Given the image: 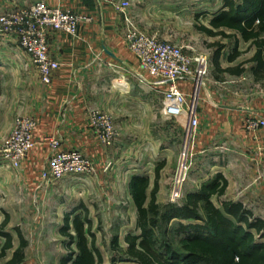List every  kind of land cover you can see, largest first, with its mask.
<instances>
[{
	"label": "rangeland",
	"instance_id": "374dc122",
	"mask_svg": "<svg viewBox=\"0 0 264 264\" xmlns=\"http://www.w3.org/2000/svg\"><path fill=\"white\" fill-rule=\"evenodd\" d=\"M127 1L130 4L128 9L132 12L131 19L142 31L182 47L189 57H206L207 73L198 87L197 95L190 84L183 86L186 87L188 104L193 105L198 112V127L191 136L187 135L182 117L163 113L159 92H147V110H144L135 96V87L131 86L128 90L127 87L117 86L114 107L107 108L106 98L92 100L90 107L110 116L117 131L115 141L109 146L97 141L89 127L87 112L86 129L92 133V140L84 142L83 146L65 149L82 152L91 162L90 173L69 175L45 186L40 180V172L45 164L40 165L38 173L28 174L22 165L26 159L18 167H13L0 153V222L4 211L10 216L6 230L12 235L15 246L19 241L16 229L27 241L26 258L22 264H60L62 258L75 252L74 243H70L68 236L60 232L66 224L64 218L68 216L67 233L74 235L72 219L75 215L90 221L103 264H111L113 258H124L119 248H126V234H139L135 227L136 210L129 180L132 176L147 177L150 180L149 194L153 187L155 167L161 163L163 167L159 174L157 193V203L161 209L168 205H181L187 193L199 189L203 183L214 181L218 174H222L227 186L219 199L211 197L213 204L220 208V200L240 201L251 212V218L264 220V162L242 157L237 140L227 138L219 129L216 134H209V123L203 119L206 116L202 118L199 115L211 93L216 95L217 101H235L234 97L228 98L227 102L220 98L227 89L235 91V83L231 81L236 80V77L215 69L212 58L217 44L224 45L219 58L223 66L228 65L224 58L233 52L235 46L242 55L233 64L240 60L246 61L251 55L252 46L242 42L236 45L233 37H210L197 30V25L208 24L209 16L220 9L223 0ZM141 9L149 13L147 18L139 19ZM203 9L207 10L204 15L201 13ZM194 10L200 12L195 18ZM3 38L5 69H17L30 57L19 44L11 42L14 36L6 34ZM13 55L14 59L11 57ZM15 55L19 57L16 59ZM120 76H126L131 85L136 84L133 80L139 78L128 77L125 70L118 67L117 77ZM247 78L246 82L250 86L252 78ZM12 79V75L5 74L4 99L0 106V151L13 129L14 120L22 116H19L18 110L28 107L26 103H20L21 108H18L13 101L16 96L26 97L27 90L26 86L16 89ZM261 85H264V81ZM208 91L211 93L207 94ZM180 167L183 170L181 197L173 200ZM179 221L173 219L169 222V232L165 236L176 249H179V244L174 229ZM114 238H117L118 249L112 245ZM5 260L7 258L2 262Z\"/></svg>",
	"mask_w": 264,
	"mask_h": 264
},
{
	"label": "crops",
	"instance_id": "0c3cea01",
	"mask_svg": "<svg viewBox=\"0 0 264 264\" xmlns=\"http://www.w3.org/2000/svg\"><path fill=\"white\" fill-rule=\"evenodd\" d=\"M36 1H44L50 7L71 9L90 17L91 21L79 26L77 36L52 30L48 33L50 55L60 63L50 84L41 82L39 73L30 58L24 60V63H21L17 69L6 70V58L3 53L5 34H0V106L5 92L4 76L10 74L13 77L12 85L16 89L19 86H26L27 90L26 97L13 98L18 108L20 103H26L28 106L27 109L18 110L19 116L33 118L37 124L33 134L35 148L22 163L23 170L28 174L38 173L40 165L46 164L51 151L50 138L60 140L62 149L83 146L84 142L92 140V133L86 129V115L92 107V100L106 98L107 108L114 107L116 87L124 86L129 90L132 86L135 87V96L140 101L141 107L147 110V92L152 90L158 93L154 87L142 83L139 78H136L138 83L137 80H133L136 84L131 85L126 76L117 77L118 67L125 70L128 77L131 75L135 78L142 74L138 61L125 45L123 15L114 7V3L122 0H107L101 3L96 0H0V15L27 8ZM222 6L223 3L219 8L221 9ZM194 12L193 18L200 13L195 10ZM206 12V9L201 11L203 15ZM127 14L131 18L132 12L129 9ZM147 15L149 13L144 9L138 13L139 19L147 18ZM211 17L210 15L208 24H203L205 27L210 28ZM144 27L146 28V25ZM237 39V44L241 42L250 44V41H244L239 36ZM11 42L19 44L16 37L12 38ZM251 49V55L246 61L240 60L235 64L233 63L239 59L242 52L238 50L240 53L233 61H228L229 54H226L224 58L228 62L226 66L222 65L219 55L218 63L222 69L238 67L242 70L237 74L223 71L236 77V80L231 81L235 83V91L232 92L226 88L225 94L220 95V98L227 102L228 98L233 99L234 97L235 101L230 103L217 101L216 95L208 91L207 94L211 93L208 96V103L203 107L202 113L199 111V115L202 118L206 116L203 119L209 123V134H216L219 129L221 134L227 135V138L232 141L237 140L242 150V157L247 160L256 158L264 162V129L260 131L257 142L244 129L246 118L251 116L264 118V85H261L264 81V71H253L256 61L252 57L256 49L254 46ZM11 57L14 59V55ZM15 57L17 59L19 56L15 55ZM122 74L125 75V73ZM247 77L252 78L250 86L246 82ZM12 244L13 248L9 250L11 253L18 247L19 241L15 246L12 237ZM11 253L7 256L8 258Z\"/></svg>",
	"mask_w": 264,
	"mask_h": 264
},
{
	"label": "trees",
	"instance_id": "16d2710c",
	"mask_svg": "<svg viewBox=\"0 0 264 264\" xmlns=\"http://www.w3.org/2000/svg\"><path fill=\"white\" fill-rule=\"evenodd\" d=\"M222 3V8L209 21L210 28L197 25V30L210 37H233L236 45L237 36L250 41V45L256 49L252 57L256 61L253 71H264V0H223ZM226 30L234 33H227ZM223 48V44H217L212 58L215 69L240 73L242 70L238 67L222 69L219 66L218 58ZM239 53L235 46L227 56L228 61H233ZM162 167V163L155 167L153 187L149 194L147 177L130 178L129 189L136 210L135 227L139 234H126V248H119L125 256L113 258L111 264H264V220L251 218V212L240 201L220 200V208L211 201L212 196L219 199L224 194L227 181L222 174L187 193L181 205H168L161 209L157 203V193ZM64 219L66 224L60 232L68 236L70 243H74L76 251L62 258L60 264H103L90 221L75 215L72 219L73 235L67 233L68 216ZM173 219L180 220L174 229L179 249L165 238L169 232L168 224ZM9 221L10 216L3 211L0 264H22L27 241L17 229L19 245L7 257L8 251L13 248L12 236L6 230ZM112 245L118 249L117 238L112 240Z\"/></svg>",
	"mask_w": 264,
	"mask_h": 264
},
{
	"label": "built area",
	"instance_id": "2783aa9c",
	"mask_svg": "<svg viewBox=\"0 0 264 264\" xmlns=\"http://www.w3.org/2000/svg\"><path fill=\"white\" fill-rule=\"evenodd\" d=\"M96 1L101 3L107 0ZM129 6L127 0L114 3L125 22V45L135 56L142 71L138 76L139 80L154 87L161 94L163 113L182 117L187 135L191 136L196 131L199 120L195 107L187 102L186 87L183 86L190 84L194 90L198 89L207 73V59L202 55L189 57L182 47L142 31L128 16ZM90 21V17L71 9L50 7L44 1H36L27 8L0 15V34L15 36L36 67L41 82L50 84L60 63L50 55L48 33L52 30L77 36L79 26ZM88 122L94 137L101 145L109 146L115 141L117 131L109 115L90 108ZM36 125V121L30 117L20 116L14 120L13 129L0 151L11 166L18 167L35 147L33 134ZM244 129L257 142L260 131L264 129V118H246ZM49 146L50 155L40 172L43 185L50 186L69 175L90 173L91 162L79 150L62 149L60 140L54 138L49 139ZM182 172L180 167L173 200L181 197Z\"/></svg>",
	"mask_w": 264,
	"mask_h": 264
},
{
	"label": "bare ground",
	"instance_id": "6f19581e",
	"mask_svg": "<svg viewBox=\"0 0 264 264\" xmlns=\"http://www.w3.org/2000/svg\"><path fill=\"white\" fill-rule=\"evenodd\" d=\"M197 92H198V89L196 88V89H195V93H197Z\"/></svg>",
	"mask_w": 264,
	"mask_h": 264
}]
</instances>
